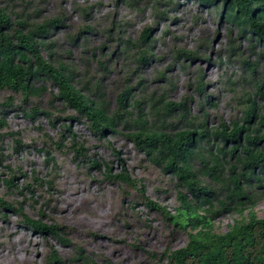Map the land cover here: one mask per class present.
I'll list each match as a JSON object with an SVG mask.
<instances>
[{
    "label": "rangeland",
    "instance_id": "rangeland-1",
    "mask_svg": "<svg viewBox=\"0 0 264 264\" xmlns=\"http://www.w3.org/2000/svg\"><path fill=\"white\" fill-rule=\"evenodd\" d=\"M7 1L0 0V6ZM27 1L25 10L33 12L37 21L59 18V26L50 30L45 41L52 43L55 57L74 70L77 88L99 80L96 95L104 98L108 114L126 83L134 85L132 96L137 99L154 94L179 102L189 97L190 113L204 120L207 128L221 122L230 127L234 121L242 125L239 102L247 94L255 100L257 116L264 119L260 97L264 95V61L258 55L264 54V48L238 35L221 10L195 0H136L131 8L127 0ZM145 29L150 30L149 54L137 65L118 41L136 40ZM83 35H87L86 42ZM180 50L190 51V56H179ZM42 53L46 56L47 52L42 49ZM243 61L255 67V83ZM198 82L205 86L201 94L195 91ZM42 85L46 91L40 97L22 104L25 111L40 109L33 119L24 117L23 111L0 115L4 123L0 176L8 173L4 168L8 166L15 172L12 183L17 187L30 175L49 183L32 188L26 195L30 200L21 206L22 214L45 226H58L56 232L63 233L65 241H57L54 232L43 233L23 224L21 214L0 209V264H82L81 259L72 260L78 249L96 264H151L148 253L183 247L185 234L174 230L156 211L146 210L140 197L171 211L176 197L171 178L125 139L121 122L103 136L93 135L85 119L54 97L50 83L35 86ZM4 96L0 92V102ZM199 102L204 106L199 107ZM141 107L144 111L145 106ZM69 136L82 143L86 160L62 147ZM90 161L104 163L109 171ZM121 172L141 181L142 193L104 177ZM50 184L55 187L52 192ZM259 187L261 198L254 211L264 219V181ZM3 193L6 186L0 181ZM6 200L13 204L21 199L10 196ZM235 217L222 214L216 218L215 231L226 232ZM52 251L60 263L48 261Z\"/></svg>",
    "mask_w": 264,
    "mask_h": 264
},
{
    "label": "trees",
    "instance_id": "trees-1",
    "mask_svg": "<svg viewBox=\"0 0 264 264\" xmlns=\"http://www.w3.org/2000/svg\"><path fill=\"white\" fill-rule=\"evenodd\" d=\"M134 1L127 0L126 5L131 8ZM195 1L216 9V12L223 11L225 19L235 25L238 35L247 36L250 42L264 48V0ZM27 2L8 0L0 6V92L5 94L0 102V115L7 111H23L24 117L33 119L40 109L31 107L25 111L22 104L46 91L43 85L35 86L42 82L50 83L56 92L54 97L85 119L87 129L93 135L103 136L121 122L125 139L144 154L149 164L171 178L175 191L171 211L140 195L143 207L156 211L168 225L186 236V243L181 248L148 253L151 264H264V219L254 211L261 198L257 189L264 181V147L260 144H264V119L257 116L255 100L247 94L239 102L243 112L242 125L234 121L230 127L221 122L217 127L207 128L204 120L190 113L189 97L179 102L166 101L154 94L137 99L132 96L134 85L125 83L117 92L115 109L108 114L104 98L97 97L99 80L77 88L74 70L55 57L52 43L45 41L50 30L59 26V18L39 22L33 12L25 10ZM78 33L80 35V31ZM149 33L150 30L145 29L136 40L118 41V46L129 51L137 65L148 58ZM82 38L87 41V35ZM42 49L46 50V56ZM190 53L178 51L179 56L188 57ZM258 55L264 61V54ZM243 64L255 83V67L247 61ZM204 87L198 82L195 91L201 94ZM260 97L264 99V95ZM141 105L145 106L144 111ZM199 105L203 107L204 103L199 102ZM2 128L4 123L0 119ZM62 147L77 157L82 156V160L87 159L76 136L67 137L65 144L62 141ZM90 164L109 171L104 163L90 161ZM4 168L8 173L0 176L6 186V193L0 194V209L21 214L23 224L43 233L54 232L57 241L64 242L63 233L56 232L60 230L58 226H45L40 220L22 214L21 206L30 200L26 195L32 188H42L49 183L30 175L25 177L22 187H17L12 183L15 172L8 166ZM108 174L105 179L126 185L137 193L144 189L141 181L125 172ZM10 196L21 200L9 203L6 198ZM222 214L236 215L224 233L214 228L216 218ZM80 259L82 264H96L78 249L72 260ZM48 261L61 262L53 251Z\"/></svg>",
    "mask_w": 264,
    "mask_h": 264
},
{
    "label": "bare ground",
    "instance_id": "bare-ground-1",
    "mask_svg": "<svg viewBox=\"0 0 264 264\" xmlns=\"http://www.w3.org/2000/svg\"><path fill=\"white\" fill-rule=\"evenodd\" d=\"M55 198V197H54ZM56 209V208H55ZM16 251V250H15ZM15 256V255H14ZM17 257V256H16ZM19 259V258H18ZM22 260V259H21ZM16 261V260H15Z\"/></svg>",
    "mask_w": 264,
    "mask_h": 264
}]
</instances>
